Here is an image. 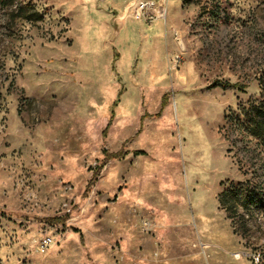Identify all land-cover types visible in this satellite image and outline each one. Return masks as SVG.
Segmentation results:
<instances>
[{
    "label": "rangeland",
    "instance_id": "rangeland-1",
    "mask_svg": "<svg viewBox=\"0 0 264 264\" xmlns=\"http://www.w3.org/2000/svg\"><path fill=\"white\" fill-rule=\"evenodd\" d=\"M132 1L0 0V264H264V199L219 203L264 198L241 114L264 98V0H160L150 24Z\"/></svg>",
    "mask_w": 264,
    "mask_h": 264
},
{
    "label": "trees",
    "instance_id": "trees-1",
    "mask_svg": "<svg viewBox=\"0 0 264 264\" xmlns=\"http://www.w3.org/2000/svg\"><path fill=\"white\" fill-rule=\"evenodd\" d=\"M15 16L25 18L26 20L30 21H37L42 19V15L38 13L37 11L33 10L32 7L19 5L16 9V12L14 13ZM212 86H220L223 89L226 88H238L241 89L244 86L239 85L238 83H230L228 81H220L214 83ZM262 90L264 93V82L262 81ZM160 114V110L154 114L155 116H158ZM242 116L243 120L242 123L248 130V133L257 139L261 145L264 146V98L261 99L257 104H253L249 106L248 108L242 109ZM148 114H144L142 117L147 116ZM112 117L108 119L107 125L104 129V133L107 131L111 124ZM128 151L124 149L122 146L119 150L113 151V152H103V157L99 161L98 165L94 168L92 171L91 177L87 183V189L93 184L97 174L101 170V168L104 166V164L111 160V159H120L124 157ZM133 155H141L144 154L141 150H133ZM263 193L258 186H243L239 185L236 188L230 187L228 190H224L219 194V203L223 206V208L227 211L229 215H231V212L235 208L237 204H240V206L248 207V206H258L263 201ZM68 215L64 216H51L46 217V221H49L51 223H61L65 224V221L67 220Z\"/></svg>",
    "mask_w": 264,
    "mask_h": 264
},
{
    "label": "built area",
    "instance_id": "built-area-1",
    "mask_svg": "<svg viewBox=\"0 0 264 264\" xmlns=\"http://www.w3.org/2000/svg\"><path fill=\"white\" fill-rule=\"evenodd\" d=\"M130 17L136 21H142L145 24L153 23L157 19L165 21L166 8L160 0H134L126 7L121 18ZM47 247V243H43V248ZM241 255L237 254L235 257L239 258ZM251 258L254 263L259 261V254L252 253Z\"/></svg>",
    "mask_w": 264,
    "mask_h": 264
}]
</instances>
